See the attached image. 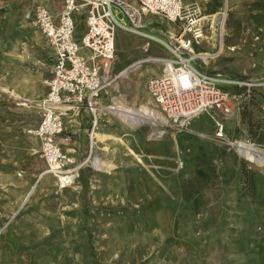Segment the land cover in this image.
Returning <instances> with one entry per match:
<instances>
[{
	"label": "rangeland",
	"instance_id": "rangeland-1",
	"mask_svg": "<svg viewBox=\"0 0 264 264\" xmlns=\"http://www.w3.org/2000/svg\"><path fill=\"white\" fill-rule=\"evenodd\" d=\"M7 1L21 14L28 6L26 0ZM207 13L206 39L193 50L210 58L194 66L231 79L254 80L264 73V0H248L227 12L224 0H213ZM116 18L127 24L126 18ZM134 48L124 40L117 45L118 66L137 53ZM139 50L140 59L145 58L142 46ZM158 67L142 65L128 80L117 78L105 90V107L121 97L128 107L143 105L152 114L133 129L103 113L106 135L100 134L99 142L106 141L101 146L106 150L98 158L112 170L94 175L90 156L73 160L78 169L73 184L56 185L44 197L60 201L51 206L52 213L74 221L72 236L58 232L51 239L62 249L59 264H264V168L249 166L235 148L236 142L264 148L258 141L264 119L257 107L240 112L223 141L214 134H195L189 125L173 126L146 89ZM206 122L200 117L194 126L203 128ZM38 156L43 161L40 149Z\"/></svg>",
	"mask_w": 264,
	"mask_h": 264
},
{
	"label": "built area",
	"instance_id": "built-area-1",
	"mask_svg": "<svg viewBox=\"0 0 264 264\" xmlns=\"http://www.w3.org/2000/svg\"><path fill=\"white\" fill-rule=\"evenodd\" d=\"M31 3L32 24L55 53L51 76L44 81L48 93L40 102L41 123L32 134L40 142L46 172L55 179L59 189L73 184L78 169L57 144L64 128L61 114L53 109L63 103L81 106L91 115L92 126H96L100 113L98 100L117 79L111 74L116 60V31L154 41L174 57V60L146 59L162 65L161 74L150 78L146 89L160 114L171 125L184 128L193 119L207 115L214 124L215 138L223 141L226 121L235 110H242L253 90L261 93L259 112L264 119V77L257 81L231 79L194 66L197 60L210 58L208 54H195L193 50L206 39L205 26L208 24L196 5L185 7L181 0H62L55 15L41 0H31ZM116 16L126 18L127 24L120 23ZM147 16H158L178 25V33L169 35L166 41L144 34ZM78 22L83 24L84 33L76 43ZM147 48L148 45L145 52ZM83 51L86 57L81 55ZM92 133H89L90 153ZM252 156L264 158V148L254 150Z\"/></svg>",
	"mask_w": 264,
	"mask_h": 264
},
{
	"label": "crops",
	"instance_id": "crops-1",
	"mask_svg": "<svg viewBox=\"0 0 264 264\" xmlns=\"http://www.w3.org/2000/svg\"><path fill=\"white\" fill-rule=\"evenodd\" d=\"M126 1L132 2V0ZM181 1L185 7L198 6L206 19L210 18L207 9L211 7L213 0ZM247 1L229 0V8L240 6ZM26 2L27 9L21 14L16 11L10 1L0 0V229L7 224L2 233L0 232V264H59L62 249L59 250V244L52 242L51 239L57 238L58 232L64 233L66 237L72 236L74 221L65 214L52 213L51 206L58 205L59 200L44 198L55 190L56 183L50 175L37 181V177L45 170V163L38 156L40 142L32 134L41 123L40 102L48 93L44 81L51 76L55 53L42 34L33 26V5L31 0ZM41 2L55 15L62 5V0H41ZM206 21L208 23V20ZM144 24V34L162 38L161 40H168L169 35H175L179 31L178 25L168 23L158 16H147ZM166 24L172 27L164 28ZM206 27L207 25L205 29ZM83 33L84 26L78 22L76 43H79ZM123 40L131 43L132 49L135 47L137 53L128 55L123 65L118 66L117 45L122 46ZM146 45L148 48L145 52ZM141 46L146 56L143 59L160 57L169 60L170 53L160 44L141 36L116 31V60L111 71L113 77L120 74L118 79H129L131 73L127 75L128 79H122L121 76L137 61L143 60L140 59ZM81 55L86 57L87 53L83 51ZM145 64L148 63L141 64L140 69ZM158 66V73L152 74L149 78L161 74L162 65L158 64ZM262 77L264 73L254 80H245L257 81ZM4 89L14 93L21 100L14 99L3 92ZM106 100L107 95L103 92L98 100L100 113L95 127L92 126L91 115L81 106L63 103L53 109L61 114L64 128L62 135L57 138V144L61 151L71 157L74 162L84 159L87 155L98 158V152L106 150V148L101 149L106 141L99 142L100 134L106 135V124H103L102 119ZM240 112L235 110L233 116L226 121V137H228L230 124L239 121ZM200 117H205L207 121L203 128L194 126L195 121ZM188 125L195 134L212 135L215 132L214 124L207 115L193 119ZM91 131L95 132L90 153L89 133ZM258 141L264 142V135L260 136ZM102 171L94 169L93 173L96 175Z\"/></svg>",
	"mask_w": 264,
	"mask_h": 264
},
{
	"label": "bare ground",
	"instance_id": "bare-ground-1",
	"mask_svg": "<svg viewBox=\"0 0 264 264\" xmlns=\"http://www.w3.org/2000/svg\"><path fill=\"white\" fill-rule=\"evenodd\" d=\"M224 7L227 12L228 11V0H224ZM225 21H226V14L223 13L222 20L220 23V42H219L220 53H222L224 49L223 36L225 35L224 33L226 30ZM156 59H162V58L157 57ZM150 62L151 61H147L146 59L137 61L133 66L128 68L123 73V75L121 76L122 79L127 78V75L129 73L137 72V70L140 69L141 64L150 63ZM153 62H156V61H153ZM117 77L119 78L120 74ZM2 91L5 93H8L14 99L21 100V98H19L14 93L8 91L7 89H4ZM111 104H112L111 106L106 107L105 109L103 108V111L111 115L118 116L130 128L137 127L140 124L144 123L143 121H141L142 119L152 117L150 110L146 106L139 105L137 108L128 107L127 104L124 103L121 97L112 98ZM65 110L68 111L69 109H65ZM94 132L92 134V138H94ZM235 146H236V151L239 154V156L242 157L246 161V163L249 164V166L255 167V168H264V158L256 159L252 156V152H254V150H260L261 146L259 147L258 145H250L249 143H243V142L236 143ZM91 159L92 158L89 157L88 162L92 161L94 168L97 169L98 171H101L102 169L110 170L112 168L111 165H107L101 162L100 160H98L97 158H94L93 160ZM44 176H48V173L46 172V170L37 177V180H41Z\"/></svg>",
	"mask_w": 264,
	"mask_h": 264
},
{
	"label": "trees",
	"instance_id": "trees-1",
	"mask_svg": "<svg viewBox=\"0 0 264 264\" xmlns=\"http://www.w3.org/2000/svg\"><path fill=\"white\" fill-rule=\"evenodd\" d=\"M235 90L237 91V88H235L234 91ZM252 92L253 93L251 94L248 102L242 106L241 113H244L246 111H250L254 107H257V109L259 111V106L261 103V99H260L261 93L257 90H253Z\"/></svg>",
	"mask_w": 264,
	"mask_h": 264
}]
</instances>
